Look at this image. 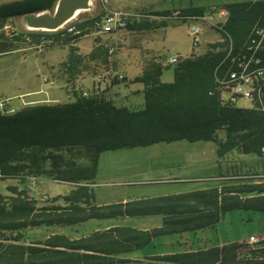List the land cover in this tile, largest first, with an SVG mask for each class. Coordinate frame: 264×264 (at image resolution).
I'll list each match as a JSON object with an SVG mask.
<instances>
[{"label":"trees","instance_id":"1","mask_svg":"<svg viewBox=\"0 0 264 264\" xmlns=\"http://www.w3.org/2000/svg\"><path fill=\"white\" fill-rule=\"evenodd\" d=\"M60 0H14L0 5V56L29 48L25 39L58 37V33L20 31L9 37L4 28L18 18L54 13ZM229 12L220 41L208 44L203 54L193 48L188 57L163 67L158 58L146 62L142 74L129 81L141 84L144 107L118 106L104 93L89 98L76 96L62 103L27 105L14 113L0 112V182L46 178L72 186L69 194L42 205L27 189L7 187L0 193V264H116L117 256L142 250L157 238L214 228L227 212L264 213V173L222 175L227 184L178 195L143 198L97 205L91 185L97 176L100 155L108 151L171 144L213 142L217 155L232 152L264 160V112L258 107L229 108L219 101L220 81L237 69L238 59L251 44L254 27L264 26V0L228 3ZM211 9V8H210ZM210 9L190 6L173 11L149 12L156 17L203 16ZM80 13L74 23L92 25L100 17ZM184 21H141L130 25L135 32L157 31ZM50 34V36H49ZM52 34V35H51ZM74 44L64 41L70 55L82 57ZM94 49L89 59L108 62L109 49ZM264 67V45L257 54ZM174 69V81L163 83L165 70ZM128 82L113 80L115 85ZM264 104V98L262 99ZM263 161H261L262 163ZM61 202L63 204H61ZM163 216L160 228L139 230L127 226L94 231L80 238L53 233L28 243L25 232L37 228H66L93 220ZM144 264H264V248L247 243L168 254L149 258Z\"/></svg>","mask_w":264,"mask_h":264},{"label":"rangeland","instance_id":"2","mask_svg":"<svg viewBox=\"0 0 264 264\" xmlns=\"http://www.w3.org/2000/svg\"><path fill=\"white\" fill-rule=\"evenodd\" d=\"M14 0H0V5ZM245 0H126L133 11L163 12L173 11L177 8L197 6L210 9L213 6L235 3ZM99 1L94 2L93 9H98ZM51 15L53 13L47 12ZM82 13H85L82 11ZM29 18H18L12 21L11 26L18 32L28 30ZM189 25L170 26L157 31L135 32L117 31L97 37H86L82 47L96 49L105 47L112 56V70L105 67L102 59L90 60L84 64L86 75H80V84L77 86L65 78L64 66L61 63L47 68L46 62L55 58L56 62L62 60L69 50L64 47L48 48L39 53L36 50L22 47L19 51L0 56V103L10 99L13 107L19 110L30 104L50 103L51 95L55 90L76 88L91 90L101 87L102 93L112 99L118 106H128L139 109L143 106L144 98L137 90L143 86L129 82L115 85L114 74L119 73L117 59L129 55V62L133 66L128 69L133 78L145 66L146 57L164 60L178 53L189 54L193 51V43L188 35ZM154 32V33H152ZM218 34L205 30L201 37V45L197 54L206 51L208 44L217 43ZM209 42V43H208ZM93 49V50H94ZM91 50V51H93ZM54 52L44 56L45 52ZM84 49L79 54L86 59L91 52ZM152 51V52H151ZM145 59V60H144ZM142 63V64H141ZM124 75V74H122ZM125 76V75H124ZM126 77V76H125ZM49 78L55 82V87L44 82ZM89 79L87 82L85 80ZM174 81V69L165 70L162 76L163 83ZM105 82L103 85L102 83ZM130 97L132 102L125 100ZM66 101H70L67 99ZM241 106L249 107V102H241ZM217 155V145L213 142L190 143L180 141L171 144L161 143L149 147L133 149H120L104 152L100 155L97 176L91 185L96 204H114L140 198H152L164 195H174L201 190L213 184H222V175H248L264 173V160L252 155H242L233 152L227 156L224 163ZM261 161L262 164L260 163ZM229 167H233L226 173ZM19 186L18 180L0 182V193L10 195L9 186ZM31 195L42 205L43 201L69 193L72 186L56 180L41 178L38 181H27ZM61 204H63L61 202ZM120 226H133L136 228H157L162 224V217H134L122 218L112 221ZM109 220H93L83 225L62 228H37L25 232L27 242L43 240L53 233H63L73 238H79L94 230L109 226ZM250 236L262 239L264 237V213L234 210L227 212L224 218L214 228L184 233L182 235L167 236L155 240L152 246L124 257L143 260L150 254L179 252L186 247L212 246L225 243L247 242ZM187 244V245H185ZM121 264H139L135 262Z\"/></svg>","mask_w":264,"mask_h":264},{"label":"built area","instance_id":"3","mask_svg":"<svg viewBox=\"0 0 264 264\" xmlns=\"http://www.w3.org/2000/svg\"><path fill=\"white\" fill-rule=\"evenodd\" d=\"M97 0L89 1V10L94 6V2ZM100 8V17L94 21L92 25L86 27H79L74 22H67L62 27L55 30H67L66 39H58L56 42H36L34 40L25 39L30 45V49L36 50L41 53L48 48L64 47V41H71L74 44L78 39H84L86 37H97L101 35L111 34L117 31H126L130 25H135L141 21H184L186 25H189L188 35L192 39L193 48L199 49L201 45V37L205 30H211L216 33L217 30H222L225 26L229 12L225 8L214 6L210 11L203 16H185L181 17L178 11L173 12L170 17H156L145 11H132L125 9L114 8L110 0H98ZM4 31L7 36H18V31L10 24L5 26ZM28 31H54L47 29H37L28 27ZM264 45V26L259 25L254 27L251 44L249 45L250 57L243 56L242 59H238L237 69L230 72L226 78L220 81L218 87L219 101L223 107L236 108L241 107V102H249L251 107H258L264 112V104L262 99L264 98V67L259 65V58L257 54L259 50L263 49ZM108 62L105 63V67L112 70V56L109 52ZM179 62V56H173L164 60H160V64L163 67H170ZM84 64H90L89 57L84 59ZM250 73H257V81H250ZM123 81L126 77L122 74L115 73L114 79ZM45 83L50 84L51 87H55V82L49 78H45ZM105 84V82H104ZM228 85H236V88L242 90V97H235L233 94H228ZM101 87L97 86L91 90H79L76 88H70L67 92V99L75 100L76 96H82L89 98L95 95L101 94ZM17 110L13 107L11 100L7 99L0 103V112L3 114L14 113ZM264 158V148L262 150ZM59 182V181H57ZM63 183V182H60ZM247 244L253 248H264V238L259 239L257 237H250Z\"/></svg>","mask_w":264,"mask_h":264},{"label":"crops","instance_id":"4","mask_svg":"<svg viewBox=\"0 0 264 264\" xmlns=\"http://www.w3.org/2000/svg\"><path fill=\"white\" fill-rule=\"evenodd\" d=\"M245 1H251V0H245ZM110 2H111V4H112V6L114 7V8H117V9H125V10H132V7L130 6V5H128V3L126 2V0H110ZM240 2H244V1H240ZM223 5H225V4H223ZM223 5H218L217 7H221V6H223ZM190 7V6H189ZM195 7H197V6H195ZM214 7V6H213ZM187 8V7H186ZM177 9H184V8H177ZM133 11V10H132ZM85 13H83V14H86V16H85V18H87V17H91V16H94L96 13H97V10L96 9H93V8H91L90 10L88 9L87 11H84ZM80 13H78L74 18H72L69 22H74V21H76L77 20V18H78V15H79ZM28 27H29V25H28ZM155 32V31H154ZM154 32H152V33H154ZM218 39H219V41H220V37H219V35H218ZM84 40H81L78 44H76L75 45V47L77 48V52L78 53H80L81 51H83V48L84 49H87V50H89L88 52H92L91 50H93L92 49V47L89 49V48H86V47H82L81 46V44H82V42H83ZM218 41V42H219ZM209 43V42H208ZM66 48H68V50H69V52H68V54L65 56V57H62V60L61 61H59V62H56L55 61V58L53 57V58H51V59H49V60H47V62H46V66H47V68L49 69V68H51V67H54L56 64H58V63H61L65 68H64V72H63V74H65V78L66 79H68V81H70L71 83H74L76 86L78 85V84H80V78L78 79V77H80V75H86V72H84V69L83 68H86V67H84V64H83V61L81 60V58H78V57H75V56H71L70 55V48L68 47V46H65ZM64 47V48H65ZM99 50V52H97V54L99 55V56H101V57H103L104 55H103V53L101 52V50H100V48H98ZM152 52V51H151ZM54 52H48V53H46L45 52V54H44V56H49L50 54H53ZM190 54L191 53H189V54H186V55H184V54H181V53H178L177 54V56H182V57H188V56H190ZM203 54V53H202ZM99 59H102V58H99ZM129 55H126V56H120V57H118V59H117V65L119 66V72L121 73V74H124L125 76H126V78L128 79V82L129 81H131V80H133V79H135L137 76H140L141 74H142V71H143V68H144V66L143 67H141V72L139 73V74H136L133 78H131L130 77V75H129V70L128 69H130L132 66H133V63H130L129 62ZM146 59V61H145V63L146 62H148L150 59L149 58H145ZM144 59V60H145ZM96 60V59H95ZM142 64V63H141ZM132 69V68H131ZM89 79H87V80H85L84 82H87ZM161 81H162V78H161ZM103 85H104V82L102 83ZM130 84V83H129ZM118 85V84H117ZM131 85H133V84H130L129 86H131ZM141 85V84H140ZM138 92H140V95H142L141 94V92L143 91V87L142 88H140V89H138L137 90ZM66 95H67V92H66V90H64V91H62V90H55V91H53L52 92V94L51 95H47L50 99H51V102L50 103H54V104H56V103H62V102H67L66 101ZM143 96V95H142ZM124 98H126V97H124ZM125 100H127V101H130V102H132V99L130 98V97H128V98H126ZM123 106H125V105H123ZM128 107V106H127ZM144 107V103H143V106L141 107V108H139V109H142ZM130 108H132V107H130ZM240 108H252L251 107V105L249 106V107H244V106H241ZM134 109H137V107L136 108H134ZM233 153V152H232ZM232 153H230V154H232ZM230 154H228L227 156H229ZM226 156V157H227ZM225 157V158H226ZM225 158H223V163H224V160H225ZM261 163V162H260ZM262 164V163H261ZM263 165V164H262ZM233 167H229L227 170H226V173H228V171L229 170H231ZM221 175H224V173L223 174H221ZM39 179H41V178H37V179H32L31 181H38ZM29 181V180H28ZM224 184H227L226 182H223L222 184H213L212 186H209V187H207V188H204V189H201V190H206V189H210V188H214V187H221L222 185H224ZM21 189H31V187L29 186V185H27V186H25V184L24 185H22V187H20ZM196 191H200V190H196ZM191 192H194V191H191ZM28 193H29V195L32 197V193H31V191H29L28 190ZM186 193H189V192H186ZM67 194H69V193H67ZM67 194H65V195H67ZM179 194H184V193H179ZM65 195H63V196H65ZM174 195H178V194H174ZM164 196H169V195H164ZM157 197H160V196H157ZM33 198V197H32ZM152 198H155V197H152ZM140 199H143V198H140ZM35 200H37V199H35ZM133 200H138V199H133ZM129 201H131V200H129ZM124 202H127V201H124ZM119 203H122V202H119ZM98 205V204H97ZM105 205H107V204H105ZM161 216V215H160ZM225 216V215H224ZM147 217H155V216H147ZM162 217V223H163V216H161ZM134 218V217H133ZM118 219H122V218H118ZM113 220H116V219H112V220H109V221H111V223H110V225L109 226H107L106 228H104V229H98V230H94V231H104V230H108L109 228H111V227H117V226H120V225H116V224H114L112 221ZM85 224V223H84ZM161 226H162V224H161ZM161 226H159V227H157V228H160ZM217 226V225H216ZM128 227V226H127ZM129 227H132V228H136V227H133V226H129ZM62 229H64V228H62ZM136 229H139V230H152V229H155V228H151V229H148V228H136ZM208 229V228H207ZM205 230V229H204ZM93 231V232H94ZM198 231H201V230H198ZM195 232H197V231H195ZM195 232H185V233H195ZM90 233H92V232H90ZM89 233V234H90ZM63 234V233H62ZM182 234H184V233H181V234H175V235H182ZM86 235H88V234H86ZM86 235H84V236H86ZM169 236H174V235H169ZM71 237V236H70ZM82 237V236H81ZM164 237H167V236H164ZM164 237H160V238H157V239H155V240H159V239H162V238H164ZM250 237H254V236H250ZM73 238V237H72ZM80 238V237H79ZM262 239L264 238V237H261ZM154 240V241H155ZM153 241V242H154ZM248 242V241H247ZM247 242H245V243H247ZM232 243H238V242H232ZM244 243V242H243ZM153 244V243H152ZM152 244L150 245V246H152ZM228 244H231V243H225V244H219V245H212V246H207V245H205V246H202V247H197V248H194V247H186V248H184V250H181V251H179V252H168V253H160V254H150V256H148V257H146V258H144L143 260H136V259H131V258H127V257H124V255H126V254H131V253H135V252H137V251H140V250H137V251H134V252H131V253H126V254H122V255H119V256H117V258H120V259H123V260H127L128 262H135V263H139V264H144L145 262H147V260L149 259V258H152V257H156V256H163V255H168V254H176V253H184V252H189V251H197V250H205V249H209V248H211V247H223V246H225V245H228ZM185 245H187V244H185ZM149 247V246H148ZM147 248V247H146ZM145 249V248H144ZM143 250V249H142ZM128 262H126V263H128ZM116 264H121V263H116Z\"/></svg>","mask_w":264,"mask_h":264},{"label":"water","instance_id":"5","mask_svg":"<svg viewBox=\"0 0 264 264\" xmlns=\"http://www.w3.org/2000/svg\"><path fill=\"white\" fill-rule=\"evenodd\" d=\"M90 0H60L53 15L42 13L29 18L31 28L55 30L76 16L77 11H87Z\"/></svg>","mask_w":264,"mask_h":264},{"label":"bare ground","instance_id":"6","mask_svg":"<svg viewBox=\"0 0 264 264\" xmlns=\"http://www.w3.org/2000/svg\"><path fill=\"white\" fill-rule=\"evenodd\" d=\"M83 10H79L77 11L76 15L78 13H82ZM41 32V31H39ZM44 32H47V33H50V31H43L41 33H44ZM51 33H58V37H41L39 39L38 42H56L58 41V39H66L67 38V30H54V31H51ZM52 35V34H51ZM50 36V34H49ZM29 40H31L30 38H27ZM260 51V50H259ZM259 65H261V61L259 59ZM250 81H257V73H250ZM228 94H233V96L235 97H242V90L240 88H236V85H228Z\"/></svg>","mask_w":264,"mask_h":264}]
</instances>
